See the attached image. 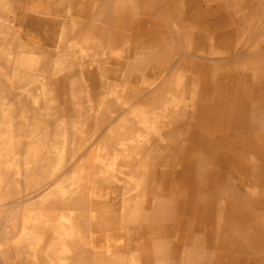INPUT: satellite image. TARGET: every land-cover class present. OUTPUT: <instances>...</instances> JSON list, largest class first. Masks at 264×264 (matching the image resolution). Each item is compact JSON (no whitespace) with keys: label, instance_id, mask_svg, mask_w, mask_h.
Wrapping results in <instances>:
<instances>
[{"label":"rangeland","instance_id":"1","mask_svg":"<svg viewBox=\"0 0 264 264\" xmlns=\"http://www.w3.org/2000/svg\"><path fill=\"white\" fill-rule=\"evenodd\" d=\"M37 1L38 0H4V2L0 4V27L5 31V35L2 34L0 36L7 37L9 44H14L15 48L20 49V47L24 46L26 51H24V53L29 59L28 61H24L19 68H14V65H10L8 69L0 66V79L5 81L6 87L8 83L9 88L13 92L18 91L26 95L32 91L33 96L35 97L36 95V99L32 100L29 98L31 105L36 108L40 114H45L47 111H45L41 103L37 101V97L44 98L42 91L43 83L45 80H48L53 84L52 96L57 106L55 107V113L60 111L59 114L61 119L65 115H67L68 118L69 114H73L74 116H71L70 121L68 120V124H64L63 121L60 122L61 119L59 120L61 127L56 131L58 135L50 131V140L47 142L45 150L42 149L47 158L42 161V170L39 171V174L35 176L32 182L33 184L39 185L43 182L45 184L47 181L48 184L46 183L45 188L43 187L42 190H38L34 195H28L27 192L22 190V200L24 201L29 197L32 201L36 200L38 198L35 197L42 194L43 191L47 192L50 188H54L56 185L51 184L55 181L53 173L57 169L60 171L64 168V171L67 169L66 172L69 173L67 177V186L72 188L75 184L76 190H78L77 194H82L85 198L88 197V199L95 203L105 204L107 215L110 218L113 216L112 210L117 212L118 218L127 216V218L131 220L136 218V216H140V218L143 217L142 222L137 220L136 224L132 222L120 228H118V225L115 223L110 224V221L107 226L102 227L100 213L97 210L95 211V209L85 210L81 208L66 210L64 211L67 214L66 217H70L72 222L71 220L67 222V219H65V221L64 219H57L59 221H56V223L54 222L52 225L60 228L64 223L65 227H63L66 229L61 228L60 236L64 238V241H76L80 250L74 251L73 246H68L64 243L61 244L57 240L52 241L51 247L54 248L55 246L60 253H64L68 256H75L77 260L74 263L62 261L63 259L59 257L60 253L57 251L52 256H46V254L42 255V260L47 264H54L56 260H58L56 261L57 264H108L106 261H101V257H106L107 261L113 258H119L127 264H196L197 261H204L205 259H207L209 263L220 260V257L225 255V253L233 256V258L236 257L234 253L224 249L226 247L224 243H226L227 240L222 238L220 234V231L222 229L224 231L228 226L227 220L224 218L225 215L221 220L219 229L218 222L220 220H218V216L214 214L212 215V220L208 221V218H204V216L198 212L199 210L196 206V203L199 201L202 205L204 204L203 201L207 203L213 201L214 211L217 205L223 207L228 203L225 202V199H212L213 195H210L207 191L199 195L197 192L187 189L188 187L182 190L179 188L180 186L178 181H176L177 179L170 178L167 183H164L159 176L155 179L148 176L152 168L155 169L156 167V169H160V166L170 164L171 159L170 157L167 159L161 155L162 153L157 149L158 140L153 141L150 139V141L148 139L150 135L148 136L143 133L150 131V129H154V131L157 132L162 129L166 130V128L169 131L178 133L181 129L182 132H179V134L181 133L180 139H186L185 135L187 132L195 126L192 118L196 111L194 107L197 108L202 106L220 117L219 124L223 130L213 134L211 136L212 140L215 139L219 142L222 139H227L231 141L234 138L233 133L243 132V114H248L249 111L237 110L235 113L236 127L233 129H228L229 127L225 128L228 124V117L226 114L228 116L229 114L227 109L223 108L220 102L216 100L215 95L217 90L214 92V88L217 87L218 89L219 87L229 93L232 89L237 88L238 84L235 82L232 83V81L227 79V75L249 78L257 87H264V78H262V76L264 77V74H262L264 73V66L261 64L252 65L249 63L250 59H252V55L255 54L257 57H261L264 53V33H262L264 32V0H206L210 3V8L215 10L211 15H204L205 9L209 6L206 4L204 5L201 0H179L180 12L182 15L181 22H183L182 24L184 26L189 28V31L184 46H180L173 40L167 41L168 44L170 43L171 48L174 49V55L171 57L166 52L165 47L164 49H157L153 48V46H144L138 49L131 36H128L125 39L127 42L124 40L126 44L123 43L120 47L119 45L108 43L107 41L104 42L96 36L93 37L90 33L92 37H86L80 27L72 25V19L79 13L82 15L81 20H83L86 0H73L71 7L66 4L67 0H46L50 3H55L56 6L58 5L59 7L65 6L63 8H57L50 14L52 15L51 17L50 15L47 16L31 11L32 5L38 4ZM121 1L122 0H114L112 4L114 6ZM132 1L136 5L137 16L139 15L138 17H140L141 15L146 17L144 8L148 7L147 4L141 0ZM174 1L176 2L178 0ZM90 9L93 10V4L90 6ZM199 9H201V14L198 19L195 12L199 11ZM28 14L30 15L28 16ZM256 14L258 15L256 16ZM27 16L29 19H27ZM67 17L69 18V28L67 30L69 35L63 36L62 27H55L52 25V22L55 20L62 24L64 21L63 18ZM253 20L255 21L253 22ZM93 22L98 26L112 28V26L106 22H98L96 20H93ZM173 26L176 32L182 31V25L173 23ZM113 30H115V27H113ZM31 31L33 32L31 33ZM71 32H73L72 35L70 34ZM141 50H144L142 52L149 53L150 57L142 60V57H140V55H143L140 52ZM193 53L197 54L193 55ZM9 58L11 61L15 59L13 55H9ZM218 58L223 60L219 62ZM226 58L228 59L226 60ZM110 59H119L118 62L120 64L117 62L113 65ZM176 59L179 60L175 62ZM196 64H199L197 65L199 67L203 66L204 68H208L210 73L206 77V73L204 72L195 73L193 70L196 69ZM171 67L173 68L171 69ZM214 67L216 68L215 72L212 71ZM86 72L88 75H86ZM20 74H24L25 79L20 77ZM6 76H8V78ZM117 76L119 79L114 80ZM60 78L62 80H60ZM64 80H66V82ZM259 82L260 85H258ZM135 83H138L140 88H137ZM65 87H67V91ZM108 92L109 95H107ZM112 92L115 94H112ZM263 92V90L258 92L259 106L264 105ZM170 95L173 96L171 97ZM59 98L62 101H60ZM104 102L108 105L101 109V106L106 104ZM131 102L132 104H130ZM68 105H70L69 107L71 109L68 108ZM98 105L100 106L98 107ZM125 110L127 111L124 112ZM119 119H121L120 121H122V124L118 134L121 135L126 133L127 135L121 136L116 142L107 141L103 145H98V138L112 132L110 131L113 128L111 124H113V121H118ZM71 121L75 124L73 123V125ZM85 122L93 127L87 129L84 125ZM211 122V124L214 123L213 121ZM177 124H181V127ZM67 125V131H86V133L83 134L84 137L79 138V140L76 141L77 143L73 142L71 139H69L67 143V139H65L67 133H64L65 130H63ZM87 134L90 135L85 136ZM56 137L61 141L60 144L54 142ZM129 139L131 140L129 141ZM53 144L54 146H52ZM132 146L143 147V155L132 154ZM51 148H53V150ZM100 148L102 150H100ZM77 150L91 151L90 163L84 161L82 163L81 172L71 173L73 171L71 167L76 161L75 155L77 154ZM222 150L221 158L228 159L232 157V151L229 145ZM55 153L57 156L54 155ZM151 155L153 159H150ZM214 158L215 155H212L208 156L206 160L209 162V167H213L212 169L222 174L223 183L229 182L235 190H239L242 195L251 194L255 198H264V170L262 169V167H264V156L258 158L251 155V159L253 160H251V168L253 169L255 166H260L259 171L254 172V174L251 173L252 176L242 171H235L231 164H223V162L219 161L216 162ZM132 159L134 166L128 163L132 161ZM224 168L226 169L224 170ZM43 169H45L44 172ZM134 169L141 174L140 177L133 176ZM50 174L51 176H49ZM88 177L91 178L90 181ZM90 182L91 185H89ZM209 183L213 182L209 180ZM53 185L55 186L53 187ZM182 192L189 193L188 201H186L184 197L183 199L185 201L182 199ZM62 195H65V193L63 190H60L57 196L60 197ZM73 195L75 194H72V196ZM49 202H41V205L34 209L25 206L22 210L21 207V213L18 214L17 211L19 210V206L15 203L8 206V214L0 223V233L4 230V232L0 234V244L2 243L3 235L8 234L13 237H19L18 234L26 235L27 227L25 224L23 225L24 220L33 214L41 216L43 213H46V211H49ZM129 208H131V210ZM58 213L60 212H56L55 215L59 216ZM84 216L88 218L89 225L83 222ZM182 216H184L185 219ZM1 218L3 219V216H1ZM162 218L164 219L162 220ZM18 219H20V221ZM180 220L182 221L181 226L178 224ZM10 221L13 227L10 226ZM69 224L71 227H68ZM74 224H76V226ZM188 224L190 226H187ZM161 225L166 226H164L166 231L168 229V232L165 233L162 238L158 236L159 233L156 232V234H154L155 230L153 229ZM127 227L131 228L128 229ZM81 231L82 233H80ZM61 232L63 234H61ZM204 235H206V237ZM86 236L88 238H86ZM29 237H32V233L29 234L28 238ZM36 238L38 241L40 240L38 234H34L32 237V239ZM83 239H85V241ZM248 243V241L247 243L244 241L242 246L243 250L246 251L245 254L247 257L253 256L255 258L258 255H264V250L259 251L256 249L250 252V243ZM259 243H261V246L264 248V242L259 241ZM58 248L61 249V251ZM82 249L88 251V253L83 254ZM116 249L119 251V255L115 256L113 253ZM101 252L103 256H101ZM155 256L160 258L156 259V263L154 261L151 262L150 258H156ZM2 263L6 264L4 261H0V264Z\"/></svg>","mask_w":264,"mask_h":264},{"label":"bare ground","instance_id":"2","mask_svg":"<svg viewBox=\"0 0 264 264\" xmlns=\"http://www.w3.org/2000/svg\"><path fill=\"white\" fill-rule=\"evenodd\" d=\"M113 1L114 0H86L85 10L83 12V20H81L82 15L79 13L74 19H72V25H74L76 27H80L81 31L84 32L86 37H92V36L95 37L96 36L98 39H100L104 42L107 41L108 43H113V44L119 45V47L123 43L127 42L125 39L128 36H131L133 38L134 44L136 47H138V49H141L144 46H151V47L153 46V48H157V49H164V47H165L166 52L170 55V57L174 55V49L171 48L170 43L168 44L167 41L173 40L174 42H177L180 46H184L186 36H188L189 28L184 26L182 24L183 22H181L182 15L180 12V1L179 0L176 2L174 0H141L142 2L146 3L148 6V7L144 8V14L146 15V17H143L141 15H140V17H138L139 15L137 16L136 5L132 0H122L118 4H115L114 6L112 4ZM208 1H210V0H208ZM3 2H4V0H0V4ZM72 2H73V0H67L66 4H68L69 7H71ZM201 2H203L204 5L206 4L207 6H209L205 9L204 15H211L214 13L215 10L210 8V3H208L206 0H201ZM37 3H38L37 5H32L31 11L33 13L38 12L40 14H45L47 16H49L57 8L65 7V6L59 7L58 5L56 6L55 3H50L46 0H38ZM214 3H216V2H214ZM92 4H93V10L90 9V6ZM261 8H263V7H261ZM261 12H262V10H261ZM216 13H220V12H216ZM24 14H25V12H24ZM200 14H201V9H199V11L195 12V15L198 19L200 18ZM262 14H263V12H262ZM0 15H1V13H0ZM29 15L30 14H28V16ZM257 15L258 14H256V16ZM28 16H27V19H29ZM32 16H34V15H32ZM51 16L52 15H50V17ZM58 17H59V15H58ZM60 18H62V17H60ZM63 19H64V21L62 24H60L58 21L54 20L52 22V25L55 27L56 26L62 27L63 36H67V35H69V33H67V30L69 28V18L67 17V18H63ZM93 20H96L98 22H106V23L110 24L112 26V28H108L105 26H98L93 22ZM254 21L255 20H253V22ZM261 21H262V19H261ZM196 22H198V21H196ZM173 23H177L179 25H182V31L176 32L174 29ZM196 24H198V23H196ZM250 24H249V26L252 29V27H251L252 24L251 25ZM113 27H115V30H113ZM176 28H178V27H176ZM29 31H28V33H29ZM32 32L33 31H31V33ZM210 33H211V31H210ZM247 33H248V29H247ZM262 33H264V32H262ZM2 34L5 35V31L3 30L2 27H0V35H2ZM70 34L72 35L73 32H71ZM192 34H193V32H192ZM124 40H125V42H124ZM198 40H199V37H198ZM199 44H201V43H199ZM127 47H128V45H127ZM257 47H258V45H257ZM115 48H118V47H115ZM261 48H263V47H261ZM72 49H74V48H72ZM24 51H25L24 46L20 47V49L15 48L14 44H11V45L9 44L7 37H5V36L1 37L0 36V66L1 67H5L6 69H8L10 65L11 66L14 65L15 66L14 68L21 67V65L24 63V61L29 60L26 57V54L24 53ZM113 51H114V49H113ZM142 51H144V50L140 51L143 54V55H140V57H142L141 58L142 60L150 57L149 53L142 52ZM191 52H193V51H191ZM203 52H204V50H203ZM229 53H230V51H229ZM195 54H197V53H193V55H195ZM9 55H13L15 57V59L13 61H11L9 58ZM77 55H79V54H77ZM110 55H112V54H110ZM188 55H190V54H188ZM201 55H202V53H201ZM135 56H136V54H135ZM207 56H208V54H207ZM199 58H201V57H199ZM207 58H209V57H207ZM227 59L228 58H226V60ZM229 59H231V58H229ZM118 60L119 59H117V60L110 59V62H112V64L115 65L118 62ZM177 60H179V59H176L175 62ZM220 60H223V59H219L218 61L221 62ZM207 61H209V60H207ZM209 62H211V61H209ZM249 63L252 65L261 64L264 66V53L261 57H257L255 54L252 55V59H250ZM118 64H120V63L118 62ZM108 65H110V64H108ZM197 65H199V64H196L197 70L196 69L193 70L195 73L204 72V73H206L205 77L210 73L208 68H204L203 66L199 67ZM172 68L173 67H171V69ZM215 70H216V68L214 67V69L212 71L215 72ZM89 73H90V71H89ZM181 73H179V74H181ZM251 73H253V72H251ZM93 74H94V71H93ZM122 74H123V72H122ZM262 74H264V73H262ZM86 75H88L87 72H86ZM193 75H195V74H193ZM19 76L22 77L23 79H25L24 74H20ZM6 77L8 78V76H6ZM57 77H58V75H57ZM226 78L229 79L230 81H232V83L235 82L236 84H238L237 88L232 89L229 93V92H226V91L220 89L219 87H218V89H217V87H215L214 92H216V90H217L215 98H216V100H218L220 102V105L223 108L227 109V111H228L229 116L226 114V116L228 117V120H227L228 124L225 126V128L229 127L228 129H233L236 127L235 113L237 110H240V111L248 110L249 111L248 114L247 113L243 114V116H244L242 119V122H243L242 130H243V132L240 131L241 133H237V132L233 133L234 138L231 141H228L227 139H222L219 142H217L215 139L212 140L211 136L213 134H216L217 132L223 130L219 124L220 117L217 114H215L214 112L208 111L204 106L197 107L198 109L196 107H194L196 109V111L193 114L194 116L192 115L193 116L192 118H193V123H195V126L193 124L194 127L192 129H190V131L187 132V134L185 135L186 139L185 138H183L182 140L180 139L181 133L179 134V132H182L181 129L178 133H174L173 131H169L167 128H166V130L162 129V130H159L157 132H155L154 129H150V131H146L143 133V134L148 135V136L150 135L148 137L149 140L150 139L153 141L158 140L159 143L157 145V149L160 150V152L162 153L161 155H163L167 159H169V157L171 159L170 164L162 165V166H160V169L159 168L156 169V167H155V169L152 168L151 171L148 173V176L153 177V179H155L159 176L160 179L162 180V182H164V183H167V181L170 178L177 179L176 181H178V183H179V186H180L179 188L182 190L185 189L186 187H188L187 189L193 190L194 192H197L199 195H200V193L202 194V193L207 191L210 193V195H213L212 199H216V198L217 199H225V202L228 203V204H225L223 207L220 205L219 206L217 205V207L214 211H213V205H214L213 201L208 202V203L203 201V203H204L203 205L199 201L198 203H196V206L199 210L198 212H200L201 215L204 216V218H208V221H211L212 215L216 214L218 216V220H220L218 222L219 229L221 226V220L223 219V216L225 215L224 218L227 220L228 226L224 229V231L222 229L220 231V234H221L222 238H224L227 241H226V243H224V244H226V247L225 248L221 247V248H224L227 251H231L232 253L235 254L236 257L233 258V256H230L229 254L225 253V255L220 257V260H217V261L215 260V261L209 263V261L207 259H205L204 261H197L196 264H264V255H258L255 258L253 256L247 257V255L245 254L246 251L243 250V248H242L243 242L246 241V243H247V241H248L250 243V252L252 250H256V249L259 251L264 250V248L261 246V243H259V241L264 242V198H255L251 194L242 195L241 192L239 190H235V188L229 182L223 183L222 174L218 173L214 169H212L213 167H209V162H207V160H206L208 156L215 155L214 159L216 160V162L219 161V162H223V164H225V163L231 164L232 168L235 171H242L245 174H249L252 176V174H254V172L259 171L260 166H255V168H253V169L251 168V166H252L251 165V160H252L251 155L258 157V158H262L264 156V107H263L264 105L259 106V102H258L259 101L258 92H260L261 90L264 91V87L263 88L260 86L257 87L256 85H254V83H252L250 81L249 78H239L238 76H235V75H227ZM262 78H264V77L262 76ZM10 79H11V77H10ZM118 79H119L118 76L114 78V80H118ZM197 79H198V77H197ZM202 79H205V78H202ZM60 80H62V79L60 78ZM64 81L66 82V80H64ZM67 81H68V79H67ZM165 83H166V81H165ZM206 83H207V81H206ZM185 84H186V82H185ZM258 85H260V82ZM135 86L137 88H140L138 83H135ZM30 87H32V86H30ZM97 87H98V84H97ZM159 87H161V86H159ZM52 89H53V84L50 81L45 80V82L43 83V88H42L44 98L37 97V101L39 103H41L42 107L47 112H45V114H40V112L31 105L30 99H32V100L36 99V95L34 97L32 91H30V93L26 94V95L21 94L18 91L13 92L9 88L8 83H7V87H6L5 81L4 80L2 81L0 79V223L6 218V216L8 214L7 213L8 206H10L12 203H15L17 206H19V210L17 211V214H18V213H21V210H20L21 207H22V210L25 206H28V208L34 209L35 207L41 205L40 204L41 202L47 203L50 201L48 203L49 204V211H46V213H43L41 216H37V215L33 214L29 218L24 220L23 225L25 224L27 227L26 235L18 234L19 237L18 236L13 237V236H10L8 234L3 235L4 237H3L2 243L0 244V250H1L0 251V261H4L6 264H47L44 260H42V255L46 254V256H52L53 254L56 253V251L59 252L55 246H54V248L51 247L53 240H57L61 244L64 243V244H67L68 246H73L74 251L80 250V248L78 247V243L76 241L71 240V238H70L71 241H64V238L62 236H60L61 228L65 227L64 223H63V225H61L60 228L56 227L55 225H52L54 222L56 223V221L57 222L59 221L57 219H64V221H65V219H67L66 220L67 222H69L71 220L70 217H66L67 214L64 212L66 210H74V209H81V208H84L85 210L95 209V211L97 210L100 213L101 226L102 227L107 226L109 221H110V224L115 223L116 225H118V228H120L121 226L127 225V224H131L132 222L136 224L137 220L142 222L143 217L140 218V216L139 217L136 216V218L131 219V220L129 218H127V216H124L122 218H118V215L116 214L117 212H115L113 210H112L113 216L110 218L107 215L105 204L95 203V202L91 201L90 199H88V197L85 198L84 195L77 194L78 190H76L75 184L73 187L71 185L72 188L67 186V181H68L67 177L69 176V173L66 172L67 169H66V171H64V168H62L61 170L59 169L60 171H58V169H57L53 173L55 181H54V183H51V184L56 185V186L53 185V187L55 186L54 188H50V190H48L47 192L43 191L42 194L35 197V198H38L36 200L32 201L30 197L24 201L22 200V197H21L22 196V190L27 192L28 195H34L38 192V190H40V189L42 190L43 187L45 188L47 181L45 182V184L43 182L39 185L33 184V182H32L34 180L35 176H37L39 174V171L42 170V167H41L42 161L47 158V157H45V152L42 149L45 150L46 144L50 140V137H49L51 135L50 131L56 134L57 129L59 127H61V124H59V123L61 121H63L64 124H68L71 116H74L73 114H69L68 118H67V115H65L61 119L60 114H59L60 111L58 110L59 112L55 113V107H57V106H56L55 100L52 96ZM65 89L67 91V87H65ZM108 91H109V89H108ZM112 94H115V93L112 92ZM107 95H109V92ZM69 96H70V94H69ZM110 96H111V94H110ZM134 96H135V92H134ZM174 98H176V97H174ZM202 100H203V98H202ZM60 101H62V100L60 99ZM169 101H170V99H169ZM71 102H72V100H71ZM212 102H213V100H212ZM104 103H106V102H104ZM68 104H69V102H68ZM130 104H132V102ZM107 105L108 104L106 103L104 106H101V109L105 108ZM116 105H118V104H116ZM34 106H35V103H34ZM69 106L70 105H68V108H70ZM99 106L100 105H98V107ZM106 110H107V108H106ZM126 111L127 110H125L124 112H126ZM121 113H122V111H121ZM121 113H119V114L122 115ZM179 113H180V111H179ZM148 116H149V114H148ZM114 118H115V116H114ZM121 119H119L118 121L117 120L113 121V124H111L112 123V121H111L110 124L113 126V128L111 127L112 130H110V131H112V132H110L106 136L102 135L100 138H98L99 139L98 143H97L98 145H103L107 141H109V142L115 141L116 142L117 139L120 138L121 136L127 135L126 133L121 134V135L118 134L120 126L122 124V121H120ZM59 120H60V122H59ZM211 121H213L214 123L211 124L212 123ZM73 123L74 122H72V124ZM84 125L87 129H90L93 127L92 125L90 126L87 122H85ZM177 125L179 127H181V124H177ZM108 126H109V124H108ZM67 127H68V125L66 127H64L65 129H63V130H65L64 133L65 132L67 133L66 134L67 137L65 138V139H67V143H68L69 139H71L73 142H76L77 140H79V138L84 137L83 134L86 133V131H80V130H72V131L68 130L67 131ZM161 128H163V127H161ZM56 135H58V134H56ZM61 135H62V133H61ZM88 135H90V134H87L85 136H88ZM57 137H56V139H54V142L56 144H58V143L60 144L61 141L58 140ZM213 137H215V136H213ZM60 139H61V136H60ZM130 140L131 139H129V141ZM63 142H64V140H63ZM154 144H155V142H154ZM228 145H229L230 150L232 151V153H231L232 157H230L228 159H223V158H221L222 152H223L222 149L226 148V146H228ZM52 146H54V144ZM132 147H133L131 150L132 154H134V155L142 154V152H143L142 148L143 147H141V148L137 147V146L136 147L132 146ZM51 149L53 150V148H51ZM73 149H74V147H73ZM100 150H102V149L100 148ZM219 150H220V153H219ZM65 152H66V148H65ZM95 152H96V150H95ZM114 152H116V151H114ZM114 152H113V154H114ZM56 153L54 154L55 156H57ZM90 154H91V151H89V150H86V151L85 150H77V154L75 155L76 161L73 164V166L71 167L73 169V171L71 173L81 172L82 171V163L84 161H87L88 163H90L89 162V159L91 158ZM100 154H101V151H100ZM152 155H151L150 159H153ZM146 156H147V154H146ZM171 156H173V157H171ZM115 157H117V156H115ZM109 160H111V159H109ZM128 163H131L134 166L133 159H132V161H130ZM158 165H160V164H158ZM87 169H89V168H87ZM225 169L226 168H224V170ZM262 169L264 170V167H262ZM44 170L45 169H43V172H44ZM118 172H119V170H118ZM85 174H86V172H85ZM111 174H112V172H111ZM242 175H243V173H242ZM49 176H51V174ZM133 176L140 177L141 174H139L134 169ZM90 180H91V178H89V181ZM209 180L212 181L213 183H209ZM102 183H104V182H102ZM89 185H91V182ZM47 186H49V185H47ZM162 188H163V186H162ZM60 190H63L65 195L58 197L57 193ZM165 191H166V188H165ZM170 192H171V189H170ZM72 194H75V195L72 196ZM188 194L189 193H187V192L186 193L182 192V199L184 197L185 200L188 201L189 200ZM24 203H27V204H24ZM182 207H183V205H182ZM129 209L131 210V208H129ZM183 209H184V207H183ZM30 211H32V210H30ZM56 212H60V213H58L59 216L55 215ZM207 213H208V216H207ZM194 215H196V214H194ZM1 216H3V219L1 218ZM177 217H179V216H177ZM182 217L184 218V216H182ZM188 217H190V216H188ZM7 219H6V221H7ZM163 219L164 218H162V220ZM18 220L20 221V219H18ZM19 221H17V222H19ZM71 222H72V220H71ZM83 222L86 223L87 225H89V221H88V218L86 216H84ZM61 223H62V221H61ZM178 224H179V226H181L182 221L180 220V222ZM3 225H6V224H3ZM3 225H1V226H3ZM74 225L76 226V224H74ZM94 225H95V223H94ZM10 226H12L11 221H10ZM75 226H74V228H75ZM164 226L161 225L159 227L153 228L155 230L154 234H156V232H157L160 234V235L158 234V236H161V238H162V236H164V234L168 232V229L166 231ZM187 226H190V225L188 224ZM68 227H71V225L69 224ZM78 228H80V227H78ZM127 228L129 229L131 227H127ZM64 229H66V228H64ZM98 229H100V228H98ZM76 230H78V229H76ZM3 232H4V230L0 234H2ZM77 232H79V231H77ZM100 232H101V230H100ZM31 233H32V237L34 234H38L40 240L38 241L37 238L32 239V237L28 238L29 234H31ZM80 233H82V231ZM61 234H63V233L61 232ZM77 236H78V234H77ZM80 236H81V234H80ZM155 236H157V235H155ZM204 236L206 237V235H204ZM86 238H88V237L86 236ZM193 238H194V236H193ZM68 240H69V238H68ZM77 240H81V239H77ZM83 240L85 241V239H83ZM84 244H87V243H84ZM57 246H58V244H57ZM151 246H152V244H151ZM59 248H60V246H59ZM59 250L61 251V249H59ZM82 252H83V254L88 253V251H86L84 249H82ZM113 254L115 256L119 255V251L116 249ZM101 256H103L102 252H101ZM59 257L63 259V260L61 259L62 261H67L70 263H74L77 260V258L75 256H68L64 253H60ZM155 257L156 258H150L151 262L154 261L156 263V259L160 258L158 256H155ZM51 258H53V257H51ZM138 259H139V257H138ZM56 261H58V260H56ZM56 261H55V263H56ZM101 261L102 262L106 261V262H108V264H127L119 258H113V259H110L107 261L106 257H101ZM64 263H66V262H64Z\"/></svg>","mask_w":264,"mask_h":264}]
</instances>
